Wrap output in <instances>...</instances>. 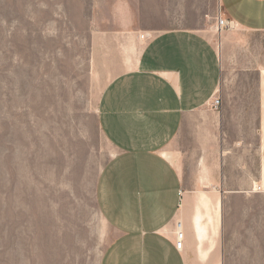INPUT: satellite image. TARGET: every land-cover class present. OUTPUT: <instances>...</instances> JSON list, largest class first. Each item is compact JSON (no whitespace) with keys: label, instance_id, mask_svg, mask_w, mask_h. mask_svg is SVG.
<instances>
[{"label":"rangeland","instance_id":"374dc122","mask_svg":"<svg viewBox=\"0 0 264 264\" xmlns=\"http://www.w3.org/2000/svg\"><path fill=\"white\" fill-rule=\"evenodd\" d=\"M220 14V0H0V264H100L116 237L96 197L115 155L100 95L149 37L188 28L216 45L224 84L243 98L257 74ZM207 200L194 197L222 263L264 264V194Z\"/></svg>","mask_w":264,"mask_h":264},{"label":"crops","instance_id":"0c3cea01","mask_svg":"<svg viewBox=\"0 0 264 264\" xmlns=\"http://www.w3.org/2000/svg\"><path fill=\"white\" fill-rule=\"evenodd\" d=\"M220 4L234 23L229 48L237 58L244 49L246 74H257L253 89L246 75L243 98L224 84L216 45L188 28L149 37L134 67L100 95L98 122L115 155L98 177L96 197L116 232L100 264H223L215 225L204 223L194 197H217L220 208L226 198L264 194L254 190L264 188V0Z\"/></svg>","mask_w":264,"mask_h":264},{"label":"built area","instance_id":"2783aa9c","mask_svg":"<svg viewBox=\"0 0 264 264\" xmlns=\"http://www.w3.org/2000/svg\"><path fill=\"white\" fill-rule=\"evenodd\" d=\"M217 27L220 28V30L232 29L234 27V23L230 19H227V18L223 17L222 14H220L219 18H218V22H217ZM220 102H221L220 99L217 98L213 104L214 108L218 109L220 107ZM254 190L255 191H262V190H264V188H262V186H255ZM184 238H185V233H184V230L182 227V223L179 221L177 223V232H176V247L178 249L182 248Z\"/></svg>","mask_w":264,"mask_h":264},{"label":"bare ground","instance_id":"6f19581e","mask_svg":"<svg viewBox=\"0 0 264 264\" xmlns=\"http://www.w3.org/2000/svg\"><path fill=\"white\" fill-rule=\"evenodd\" d=\"M220 29V28H219Z\"/></svg>","mask_w":264,"mask_h":264}]
</instances>
